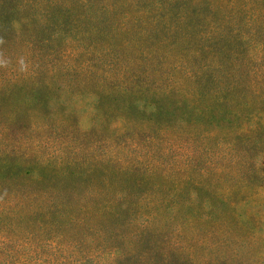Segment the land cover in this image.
<instances>
[{"label":"trees","instance_id":"1","mask_svg":"<svg viewBox=\"0 0 264 264\" xmlns=\"http://www.w3.org/2000/svg\"><path fill=\"white\" fill-rule=\"evenodd\" d=\"M238 246L264 258V0H0V264Z\"/></svg>","mask_w":264,"mask_h":264},{"label":"rangeland","instance_id":"2","mask_svg":"<svg viewBox=\"0 0 264 264\" xmlns=\"http://www.w3.org/2000/svg\"><path fill=\"white\" fill-rule=\"evenodd\" d=\"M67 150H63L64 152L68 153L70 150L69 146H66ZM200 240L201 238H203V236L198 237ZM203 246L201 247V254L203 255L205 253V251L202 249ZM257 255V254H256ZM211 256H213V254H211ZM218 258V257H216ZM220 258V256H219ZM228 262H231V264H253L251 263L252 261L255 260V258L253 257V255H251L250 253H248V250L246 247L244 246H238V248L232 249L231 252H227L226 254V258H225ZM217 264L221 263V261H217ZM235 262V263H234ZM248 262V263H246ZM223 263L225 264V262L223 261ZM257 264H264V258H260L259 262Z\"/></svg>","mask_w":264,"mask_h":264}]
</instances>
